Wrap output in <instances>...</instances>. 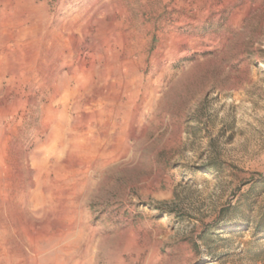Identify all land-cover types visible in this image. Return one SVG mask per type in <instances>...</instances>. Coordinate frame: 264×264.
Masks as SVG:
<instances>
[{
	"label": "rangeland",
	"instance_id": "rangeland-1",
	"mask_svg": "<svg viewBox=\"0 0 264 264\" xmlns=\"http://www.w3.org/2000/svg\"><path fill=\"white\" fill-rule=\"evenodd\" d=\"M0 264H264V0H0Z\"/></svg>",
	"mask_w": 264,
	"mask_h": 264
},
{
	"label": "bare ground",
	"instance_id": "bare-ground-1",
	"mask_svg": "<svg viewBox=\"0 0 264 264\" xmlns=\"http://www.w3.org/2000/svg\"><path fill=\"white\" fill-rule=\"evenodd\" d=\"M94 6V5H93ZM103 5H100L99 7H91L89 5V7L81 10V11H76L75 14L72 16V22L73 24L79 29V28H82L84 26L85 23H88L86 21L87 18H93V16H95L100 8H102ZM69 21V20H68ZM73 25V26H74ZM71 27V26H70ZM70 29V28H69ZM67 30V29H66ZM62 31V30H61ZM69 31V30H68ZM57 38V37H56ZM77 41V40H76ZM67 43V42H66ZM72 43H74V41H72ZM77 44V43H76ZM54 48V47H53ZM71 49V48H70ZM70 51V50H69ZM71 54H74L76 57H79V54H80V50L79 48L77 47V45H73L71 51L69 52ZM56 61V60H55ZM54 61V62H55ZM115 75V74H114ZM107 84L109 85V83L107 82ZM100 85V84H99ZM104 85V84H103ZM107 87V85L105 86ZM104 87V88H105ZM114 87V86H113ZM104 90V89H103ZM107 90V89H106ZM109 90V89H108ZM114 91V90H113ZM100 92V91H99ZM109 91H107L108 93ZM110 93V92H109ZM101 96V95H100ZM103 97V95H102ZM105 97V96H104ZM107 97V96H106ZM101 98V97H100ZM105 99V98H103ZM107 99V98H106ZM104 105V104H103ZM24 162L26 163V160H24Z\"/></svg>",
	"mask_w": 264,
	"mask_h": 264
},
{
	"label": "trees",
	"instance_id": "trees-1",
	"mask_svg": "<svg viewBox=\"0 0 264 264\" xmlns=\"http://www.w3.org/2000/svg\"><path fill=\"white\" fill-rule=\"evenodd\" d=\"M247 220L245 219V220H243V222H246ZM259 223L258 222H256V225H258ZM258 228V227H257Z\"/></svg>",
	"mask_w": 264,
	"mask_h": 264
}]
</instances>
